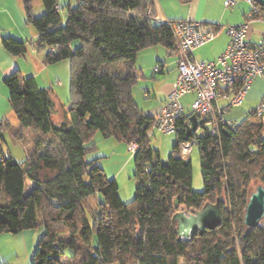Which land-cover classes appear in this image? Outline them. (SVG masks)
Masks as SVG:
<instances>
[{
  "label": "trees",
  "instance_id": "trees-1",
  "mask_svg": "<svg viewBox=\"0 0 264 264\" xmlns=\"http://www.w3.org/2000/svg\"><path fill=\"white\" fill-rule=\"evenodd\" d=\"M41 1L44 13L35 15L33 0H23L26 22L38 32L36 48L46 64L71 61L70 120L53 121L52 88H40L34 76L16 70L5 77L20 131L37 137L24 161L0 156V234L38 229L31 264H64L67 249L72 264H264V224L244 223L253 180L261 177L264 184V118L252 110L236 127L219 122L213 132L202 123L204 133L198 128L189 136L193 112H186L174 149L181 153V142L197 140L204 190L195 191L191 160L160 159L148 135L155 116L133 96L142 77L139 52L157 45L176 49L171 27L148 16L154 1L76 0L66 5V19L65 6L56 8L59 0ZM75 40L80 45L73 48ZM2 43L16 56L28 51L26 41L7 37ZM98 133L140 146L133 153L140 185L130 203L122 201L116 179L86 160ZM95 193L102 200L90 222L83 201ZM207 202L219 203L220 225L179 239L173 215Z\"/></svg>",
  "mask_w": 264,
  "mask_h": 264
},
{
  "label": "built area",
  "instance_id": "built-area-1",
  "mask_svg": "<svg viewBox=\"0 0 264 264\" xmlns=\"http://www.w3.org/2000/svg\"><path fill=\"white\" fill-rule=\"evenodd\" d=\"M239 1L241 0H225L224 3L226 7H233ZM244 1L250 5L245 21L225 27L229 42L215 60L198 59L195 50L212 41L223 28L221 25L213 26L191 18L170 20L163 17L157 4L154 7L155 13L149 10V17L171 27L179 69L173 89L154 117L148 131L149 137L154 134V130L166 134L176 132L178 122L186 115L182 98L188 94L194 95L191 109L198 116L199 126L202 123L212 126L211 130L215 132L219 122L226 126L239 125L228 122L224 117L225 113L244 103L257 79L264 80V28L256 42L252 43L248 39L252 25L264 27V7L255 0ZM56 8L60 10L61 6L57 5ZM57 83L61 82L57 80ZM221 98L228 101L224 108L219 105ZM253 112L259 118H264V92ZM195 144L196 139L181 142V153L190 154ZM139 147L136 142L128 145L132 154Z\"/></svg>",
  "mask_w": 264,
  "mask_h": 264
},
{
  "label": "crops",
  "instance_id": "crops-1",
  "mask_svg": "<svg viewBox=\"0 0 264 264\" xmlns=\"http://www.w3.org/2000/svg\"><path fill=\"white\" fill-rule=\"evenodd\" d=\"M154 7L157 4L161 10L163 17L170 20H183L187 18L198 19L206 24H218L223 28L219 31L216 37L224 31L226 32V26L233 24H240L245 21V16L250 10V5L244 1H239L233 7H226L225 0H181L190 2V7L184 13H176L170 8V6H176L179 3V0H153ZM65 2V1H64ZM64 2H59L61 7L64 6ZM68 3L72 6L76 5V0H68ZM62 10V9H61ZM33 11L35 15H41L44 13V5L41 0H33ZM263 26L259 24H254L251 26L248 32V39L250 42H256L263 30ZM224 30V31H223ZM220 34V35H221ZM14 38L21 41H26L28 43V51L24 56H16L9 53L3 46V38ZM214 38L209 43L197 48L195 50V55L198 59L201 60H215L218 56L227 48L229 42V36L227 33L224 34V39L221 42H215ZM38 38V32L34 26L26 22V14L24 10L23 0H0V105H7L9 103V91L4 82V79L9 74L13 73L16 70H19L20 73L24 76L23 64L31 65L32 72L34 77L37 80V83L40 88H45L44 84H40L39 78L43 77L44 74L48 73L50 68L46 67L44 62L43 55L38 53L36 48V40ZM212 46L214 49L213 54L205 55L206 51L204 48L206 46ZM28 53L29 56H28ZM136 66L140 68L142 77L139 79L138 83L133 88V96L135 101L138 103L139 107L144 110L148 115L155 116L161 109L163 102L165 101L167 95L173 89V84L176 81L179 69L178 61L174 52L168 50L167 48L157 45L152 46L146 49H143L139 52L136 60ZM49 78V76H48ZM46 80L49 81L46 77ZM136 87V88H135ZM51 88V87H48ZM138 89L136 95L135 90ZM264 92V80L257 79L247 98L250 99H259ZM191 96L192 100L194 99L193 94H188ZM51 97L55 103L53 90L51 91ZM191 100V101H192ZM245 100V101H246ZM6 101V102H5ZM222 101L224 103H222ZM244 101V102H245ZM228 104V101L221 98L219 100V105L224 108ZM241 106V105H240ZM237 106V107H240ZM186 107V112L191 110L190 107ZM233 109V108H231ZM228 110L226 113H228ZM225 113V114H226ZM4 112L0 113V118ZM225 117V115H224ZM27 131V130H23ZM154 135V134H153ZM35 139V138H34ZM35 142V140H34ZM29 151V149H28ZM27 151V154H28ZM191 153V152H190ZM189 156V155H188ZM133 159V155H132ZM31 231V232H29ZM27 232V233H25ZM19 246L9 247L11 253H9V248L4 249L3 251L9 253L10 259L3 258L8 264H25L22 263L19 259H27L31 253L30 250L37 246L40 231L26 230L22 233L17 234L16 236ZM1 240V236H0ZM14 244V243H13ZM22 257V258H21ZM22 259V260H23ZM32 261V259H31Z\"/></svg>",
  "mask_w": 264,
  "mask_h": 264
},
{
  "label": "rangeland",
  "instance_id": "rangeland-1",
  "mask_svg": "<svg viewBox=\"0 0 264 264\" xmlns=\"http://www.w3.org/2000/svg\"><path fill=\"white\" fill-rule=\"evenodd\" d=\"M67 1L68 0H59V2H64L65 6V8L61 10L63 19H66V3H68ZM74 1L75 0H72V2ZM189 7L190 2L187 3L186 1L181 0H179V3H177L176 6H170V8L176 13H184ZM225 33V31L222 34L220 33L221 35L219 34L217 36L218 38L216 37L217 39L215 42H221V40L225 38ZM79 45L80 41L75 40L73 43V48H76ZM214 49L215 48H213L211 45L206 46L204 48V51H206L205 55L213 54ZM29 54L30 53H28V56ZM23 65L24 77L34 76L31 73L36 72H32L33 70L31 65ZM46 67L50 68V70L48 71V73L44 74V82H42L43 77L39 78V80H41L39 83H43L45 85V88H52L55 99V112L53 114V121L56 124H61L67 120H70L68 111L72 103L71 61L64 60L55 64H46ZM46 77L49 81L46 80ZM57 80H59L61 83H57ZM135 93L137 95L138 89L135 90ZM191 100L192 98L190 95H186L182 98V101L184 105H187V108L190 107V104L193 101ZM258 101L259 99L248 98L240 107H234L233 109H231V111L226 113L225 119L232 125L235 123L239 124L247 116L248 113L256 108ZM222 103L224 102L222 101ZM2 112H4V114L1 116L3 118H0V156L4 154L7 157L12 156L18 162L24 161L28 157V149L30 150L34 146V138L37 137V133L32 130L20 131L19 122L10 103H7V105H0V113ZM192 112V109L187 111L188 114ZM211 127L212 126H209V128ZM197 133L199 135L203 134L204 129L202 127H199ZM94 141L96 143V147L94 150H92V152L86 155V160L89 162L95 160L97 165L104 170L109 179H116L119 186L118 193L122 201L126 204L130 203L135 198L137 189L140 185V180L135 177L136 166L134 161V154H132L125 142L120 141L115 137H103L100 133H98L95 136ZM176 143L177 134L175 132L166 134L161 131L154 130V135H151L150 137L151 147L160 152V159L163 162L167 163L171 156L180 157V155L185 156L186 158H189L191 160L193 166V189L197 192H202L204 190V181L201 173L198 145L195 144L193 146L192 151L190 154H188V156L181 154L174 149V145ZM260 184H263L261 177H256L252 182L250 192H253ZM32 188V181L27 179L25 184V193L31 192ZM101 200L102 195L99 193H95L88 196L83 201L90 222H94V220L98 216L99 204ZM260 224H264V219H262ZM31 230L36 231V233L39 232L38 229ZM0 236V264H8V262H6L3 258L5 257L7 259H10L8 258V255L12 251L9 248L11 247V245L17 247L19 246L18 243H15L18 241L16 239L17 235L4 233L0 234ZM93 242L94 244L98 243L97 236L94 237ZM7 248H9V253L3 251ZM35 248L32 247V249L30 250L31 255L26 260L22 257L21 258L23 260H19L21 262L23 261L22 263L26 261L25 264H31V259ZM71 255L72 251L70 249H67L65 253L61 255L64 264H72Z\"/></svg>",
  "mask_w": 264,
  "mask_h": 264
},
{
  "label": "water",
  "instance_id": "water-1",
  "mask_svg": "<svg viewBox=\"0 0 264 264\" xmlns=\"http://www.w3.org/2000/svg\"><path fill=\"white\" fill-rule=\"evenodd\" d=\"M264 7V0H255ZM187 134L191 136L199 128L198 116L193 113L186 123ZM264 219V185L260 184L251 192L246 206L244 223L249 228L260 225ZM179 239L192 238L196 232L203 234L215 229L221 223V211L218 202H207L201 209H181L172 218Z\"/></svg>",
  "mask_w": 264,
  "mask_h": 264
}]
</instances>
